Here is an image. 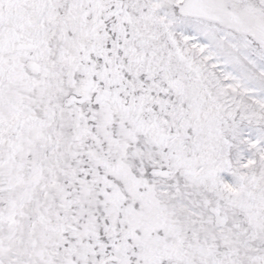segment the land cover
<instances>
[{
    "label": "snow or ice",
    "instance_id": "1",
    "mask_svg": "<svg viewBox=\"0 0 264 264\" xmlns=\"http://www.w3.org/2000/svg\"><path fill=\"white\" fill-rule=\"evenodd\" d=\"M0 264H264V0H0Z\"/></svg>",
    "mask_w": 264,
    "mask_h": 264
}]
</instances>
